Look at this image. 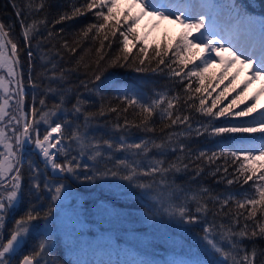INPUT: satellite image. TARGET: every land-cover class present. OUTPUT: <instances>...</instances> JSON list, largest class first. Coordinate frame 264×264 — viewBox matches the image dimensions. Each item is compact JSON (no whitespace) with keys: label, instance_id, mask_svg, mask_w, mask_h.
Returning <instances> with one entry per match:
<instances>
[{"label":"snow or ice","instance_id":"1","mask_svg":"<svg viewBox=\"0 0 264 264\" xmlns=\"http://www.w3.org/2000/svg\"><path fill=\"white\" fill-rule=\"evenodd\" d=\"M46 5L47 0H40L34 6L29 3L26 7L29 13H39L46 8ZM13 7L17 8L16 0H13ZM70 8V13L64 12L55 22L60 23L93 12L97 22L82 29V35L87 38L95 30L94 39L102 35V49L104 41L109 39V33L112 37H116L118 33L122 38L120 43L123 46L124 56L116 57L112 61L113 66H120L121 59L125 65L138 62L139 66L136 71L143 72L146 69L141 66L145 65L146 61L150 64L152 60H155L156 67L150 69L152 72L158 70L163 72L164 69L160 66L164 65L168 68L170 75L180 77L182 81L188 80V83L184 85L187 99L180 104V97L169 98L161 93L157 94V98L149 100L125 90L120 98L126 106L122 109L111 107L108 110L126 113L129 107H138L140 109L139 123L130 125L126 117L123 124L117 122L114 128L122 134L115 144L111 139H104L102 143L96 141L95 137L89 140L88 133L81 132V128L90 119L103 116L105 112L103 107L98 113L87 114L84 117V124H78L71 119H61L59 113H61L64 103V92L61 89L59 91L60 103L53 104L51 108H48L46 100L41 98L39 100L41 108L33 107L30 113L23 111L19 79L16 80L18 90L14 92L11 88L12 80L17 77L18 46L7 39L9 32L5 31V24L0 22V70L7 69L6 76L0 75V229L6 228V218L12 216V213L16 211V206L23 200L24 161L21 149L25 144L30 142L34 149L38 150L37 154L43 157L41 163L45 170L50 168L54 174H64L58 176L55 181H41L39 164L36 162L28 164V171L32 174L29 195L36 201L46 197L47 210H38V207L43 209V204L38 207L30 204L23 215L19 218L13 217V227L7 229L6 238L0 232V264H12L21 243L26 242V237L31 235L32 228L38 226L34 222L41 219L47 221L48 217L52 215L53 204L62 200L63 195L68 194V186L64 180L71 175H78L77 170L81 167H88L80 163L85 156L89 160L102 157L101 148L105 146V151L111 152L115 149L119 152L131 153L135 157L146 155L151 149L160 150V154L163 155L164 150L169 146L168 142L156 143L155 140L141 139L138 143H128L124 135L129 133L132 127L144 132H154L155 129L148 126L154 114H158L162 122L167 121L164 128L183 126V132L177 133V135L191 136L194 133L197 137L205 134L222 137L232 134L243 137L245 134H249L250 137L258 140L256 143L228 145L221 147L219 151H199L195 156V161L198 162L195 173L197 176L205 171V168L201 167V163L206 161V167L209 169L215 165V168L210 172L213 177L218 173H223L218 182H226L228 185L252 182L249 185V190L236 194L241 197L235 201L237 208L243 211L231 213L229 210L228 213H224L228 223L219 225L215 222L210 223L208 227L203 228L202 239L206 247L223 257L222 264H256L258 251L255 240L264 239V110L258 112L255 102L247 104L243 108H240V105L245 104V92L248 86L257 80L264 81V18L248 15L237 4H177L170 0H127L123 9L121 0H82L79 6L76 0H73ZM24 13L25 9L16 11L24 28L23 38L25 42H28L29 33L34 30L35 24L24 25ZM224 15H227L228 26L221 28L219 21ZM144 17L156 21L157 24L160 21L179 23L184 31L174 45L171 42L167 45H156L153 49L154 55L150 57L147 37L141 38L137 32L140 21ZM52 35V32L49 31L48 36ZM138 41L141 42L139 47ZM64 46L70 52L75 53L76 49L69 47L67 41ZM137 47L139 56L136 60L129 61L132 49ZM97 51L99 52L100 49ZM170 52L174 59L169 58ZM31 55L32 53L29 52L30 57ZM166 58H169L171 62H167ZM102 59L101 56L100 60ZM97 64L99 66V61ZM173 64L180 66L179 70L174 68ZM53 68L55 69L56 65H53ZM215 69H219L218 74ZM245 70H247L248 78L242 82L243 88L237 91L240 87L237 83L238 77ZM66 74L61 70L59 79L63 80ZM93 75L96 81H101L100 72H95ZM192 78H196L198 83L194 89ZM51 79L53 81L57 79L55 73ZM226 81L227 83H225ZM222 85V90L213 98V93ZM84 87L87 88V84H84ZM193 92L200 95H193ZM47 93H57V89L49 86ZM231 93L236 94L225 104L224 101L228 100ZM261 94H264V88L251 99L258 101ZM209 98H211L210 106H208ZM13 100L15 103H10ZM82 103L83 101L77 97L76 104L66 115L75 113L78 119L82 112L80 106ZM177 104H180V107H177ZM260 108L264 109V105H260ZM157 109H159L158 113H156ZM188 110H195L212 118H245L258 112V118H253L250 122L241 120L239 123H226L223 126L214 124L212 120L206 124L196 121L199 126L193 128L190 115L183 114ZM41 123L46 126L42 135L40 132ZM171 139L172 136L169 134V141ZM177 151L188 152L189 155L185 157L188 159V163L177 157L175 161L168 163L165 167L164 159H156L147 166L146 171H142V166L137 163L136 159L130 160L126 157L117 159L113 168L102 172L97 168L96 172L102 176H119L129 182L134 181L140 175L155 176L159 174L161 183H163L165 173L187 170L192 163L190 158L192 150L186 148L184 141L180 140L176 147H171V152ZM221 158L225 162L223 167L217 165V160ZM229 158H231V165H235L231 173H229ZM85 178L91 181L96 178V174ZM136 186L140 188L152 187L151 184L143 183H138ZM205 196H207V200H205ZM178 199L176 190L172 189L166 209L169 215L178 216L189 224L198 221L200 217L193 214L185 204L173 203ZM185 199L196 203V213L207 214L209 201L214 205L215 201L219 200L222 212L224 207L234 199V196L229 195L220 200L219 195L212 196L211 189L203 188L199 193H194ZM216 215L219 213L214 214V219ZM241 217L244 223L238 227ZM213 233L216 235L214 236ZM216 236L219 237V240L216 239ZM246 241L252 242L251 250L247 247ZM225 247H227V251H225ZM48 251L49 246L46 241L40 240L29 254L23 255L18 264H41V258ZM259 255L264 256V251L259 252ZM261 264H264V261H261Z\"/></svg>","mask_w":264,"mask_h":264},{"label":"trees","instance_id":"2","mask_svg":"<svg viewBox=\"0 0 264 264\" xmlns=\"http://www.w3.org/2000/svg\"><path fill=\"white\" fill-rule=\"evenodd\" d=\"M39 2L40 0H16L17 8H14L13 0H0V22L5 24V31L9 32L8 39L18 46L16 58L19 59L20 64H18L22 69L24 87L27 89V98L24 106L28 107L32 104L29 101L28 90L35 94H48L45 100L48 108H51L53 104L60 103L61 96L59 91L62 89L64 92V103L62 111L59 113V118L71 119L78 124H84V117L87 114L98 113L103 107L105 109L104 115L90 119L81 128V132H87L89 140L95 137L96 141L102 143L104 139H111L115 144L119 141V137L122 134L114 128L117 122L123 124L125 117L130 125L139 123L140 120L138 115L140 109L138 107H129L126 113H116L108 110L111 107L122 109L126 106L120 98L125 90L149 100L157 98V94L161 93L169 98L172 96L180 97V104L187 99L184 85L188 83V80L184 79L182 81L180 77L170 75L168 68L164 65L160 66L164 69L163 72L159 70L152 72L150 69L156 67L155 60H152L150 64L146 61L145 65L141 66L146 69L143 72L136 71L139 66L138 62L125 65L121 59L120 66H113L112 61L116 57L124 56L123 46L120 43L122 38L119 37V34L117 33L116 37H112L109 33V39L104 41L102 49V35L94 39L95 30L87 38L82 35V29L91 23L97 22L93 12L56 23L55 21L59 19L61 14L71 12L70 4L73 0H47L44 10L39 13H29L26 6L29 3L34 6ZM81 2L82 0H76L78 6ZM210 2L217 5L237 4L248 15L264 18V0H210ZM126 3L127 0L121 1L122 9L126 6ZM17 9H25L24 25L35 24L34 30L29 33L28 42H25L23 38L24 28L21 24V18L16 15ZM49 31L53 34L51 37L48 36ZM183 31L184 29L179 25L173 34L162 33L159 37L147 38L149 56L154 55L153 49L156 45H167L169 42L174 45ZM137 32L141 38L145 36L143 27L140 25L137 28ZM45 37L47 38L45 39ZM65 41H67L69 47L76 49L75 53L70 52L64 46ZM140 43L139 41L137 42L138 47ZM138 47L132 49L129 61L136 60L139 56ZM98 49H100L99 52L97 51ZM29 52L32 53L31 57ZM101 56L103 57L102 60H100ZM169 58L174 59L171 52L169 53ZM169 58H166L167 62H171ZM98 61L99 66L97 64ZM53 65H56L55 69ZM173 67L179 70L180 66L173 64ZM61 70L67 73L63 80L59 79ZM215 71L217 74L219 73V69H215ZM95 72H100L101 81L94 79L93 74ZM53 73L57 77L55 81L51 79ZM242 82L243 79L240 73L237 80L240 87L237 91L243 88ZM84 84H87V88L84 87ZM192 85L193 89L198 86L196 78H192ZM49 86L57 89V93H47ZM222 88L223 85L213 93V98ZM235 94L231 93L228 100H225L224 103H228ZM255 94L248 86L245 92V104L240 105V108L255 102L257 103L258 112L264 110L260 108V105H263V102H260V97L258 101L251 99ZM193 95L199 96L200 94L193 92ZM77 97L83 101L80 105L82 112L79 114L78 119L75 113L66 115V113L70 112L72 106L76 104ZM198 103L197 99V106ZM180 104H177V107H180ZM210 104L211 98H209L208 106ZM33 107L39 109L42 106L33 104ZM158 112L159 109L156 110V113ZM258 112L245 118H212L204 116L195 110H188L183 114L190 115L193 128H196L199 126L196 121L206 124L209 120H212L214 124L219 126H223L226 123H239L241 120L250 122L253 118H258ZM166 123L167 121L162 122L160 120L158 114H154L148 125L150 128L155 129L154 132H144L132 127L129 133L124 134L128 143H138L141 139L155 140L156 143L168 142L169 146L164 150L163 155L160 154V150L151 149L148 154L135 157L131 153L119 152L115 149L111 152L105 151V146L101 148L102 157L89 160L85 156L80 163L88 167H81L77 170L78 175H71L64 180V183L68 186L69 204H73L70 207L73 208V216L81 223L76 235L95 236L105 233L110 235L114 245V254L112 256L102 257L100 260L92 255H89L90 258H82L73 249L75 245L72 231L68 236H65L57 228L58 220L55 222V219L53 221L41 219L34 222L38 226L33 227L31 235L26 237L24 250L29 254L40 240L46 241L49 251L41 258V264L45 262V259H50V264H130V257L133 256L137 258L136 262H139L138 258L141 252L145 253L148 258L157 257L164 260L163 255L170 251L193 253L197 256L198 261L206 264H222L223 257L206 247L202 239L203 228L208 227L213 222L217 225L221 223L227 224L228 219L224 213H228L229 210H231V213L243 211L237 208L235 201L241 199V197L236 194L249 190V185L252 182L249 181V184L233 183L232 185H228L226 182H218L223 173H218L213 177L210 172L215 168V165L209 169L206 167V161L201 163V167H204L205 171L197 176L195 173L196 163L198 162L195 161V156L198 155L199 151H219L221 147L228 145L256 143L258 140L250 137L249 134H245L243 137L232 134H226L222 137L209 136L207 134L197 137L194 133L191 136L186 134L177 135V133L183 132V126L164 128ZM45 127L41 123V135ZM169 134L172 136L171 141H169ZM180 140L184 141L187 149L192 150L190 157L192 163L187 170L165 173L163 183H161L159 174L155 176L140 175L134 181L129 182L119 176H102L96 172L97 168L101 172L113 168L117 159L126 157L130 160L136 159L137 163L141 164L142 171H146L147 166L156 159H164L166 161L165 167H167L168 163L175 161L177 157L188 163V159H185L189 155L187 151L184 153L179 151L171 152V147H176L177 142ZM24 157L23 170L31 162H36L39 166L43 165L38 156L31 151H26ZM217 165L225 166L224 159L217 160ZM234 167L235 165H231V158H229V173L233 171ZM40 172L41 181H55L58 177L52 175L49 169L45 170V168H42ZM29 173V171H23L24 191L29 189L26 186V177L29 176ZM94 173L96 174L95 179L86 180V176ZM138 183L151 184L152 187L140 188L136 186ZM203 188L211 189L212 196L219 195L220 200L227 198L229 195H233L234 199L230 201L229 205L224 207L222 212L220 211L219 200H217L214 205L213 202H208L209 212L207 214L196 213V203L190 199L186 200L185 197H191L194 193H199ZM172 189H175L176 195L179 196V199L174 200L173 203L185 204L193 214L200 217L198 221L189 224L182 221L178 216L169 215L166 209L169 205V194ZM42 199L47 198L42 197ZM205 200H207V196H205ZM21 204L22 202L16 207L11 219L14 216L19 218L23 215L24 212L20 209ZM59 213L60 210L55 218L58 217ZM215 213H219V215H216L214 219ZM11 219L8 222V228H10ZM205 220H207V223H205ZM243 223L244 220L241 217L238 227L242 226ZM249 223L251 222L249 221ZM44 224L51 225L44 228L42 227ZM101 227L105 228L103 232H101ZM213 235L215 236L216 234L213 233ZM198 237L200 240H198ZM216 239L219 240V237L216 236ZM245 243L251 250L252 242L246 241ZM255 245L258 251L256 264H261V261H264V256H260L259 252L264 251V239H256ZM131 247H133L132 250ZM227 250V247H225V251ZM166 264L170 263L166 262Z\"/></svg>","mask_w":264,"mask_h":264},{"label":"rangeland","instance_id":"3","mask_svg":"<svg viewBox=\"0 0 264 264\" xmlns=\"http://www.w3.org/2000/svg\"><path fill=\"white\" fill-rule=\"evenodd\" d=\"M122 1V0H121ZM172 3H184V4H211L210 0H170ZM221 28H226L228 26V19L227 15H224L222 19L219 21ZM140 26L143 27L144 34L147 38L151 37H159L162 33L171 34L175 32L178 27L179 23H169L168 21H160L158 24L156 21L151 20L148 17H144L140 21ZM156 25V26H154ZM234 50H236L234 48ZM214 55V54H213ZM241 77L243 81L248 78L247 70L241 72ZM249 87L251 88L252 92L258 93L264 88V81L257 80L252 82ZM260 102H263L264 105V94L260 95ZM51 171V169L49 168ZM70 196L69 194L63 195L62 200L58 201L60 206V213L56 220H58V229L61 230L65 236H68L70 232H77V229L81 227L80 221H78L73 215L74 211L73 204H69ZM74 203V201H72ZM77 245L73 247L74 251H76L82 258H90L89 255H92L96 259L106 258L112 256L114 254V245L112 244L113 239L110 236L105 234L103 235H95L89 236L86 234H82L77 236ZM133 247H131V250ZM140 251V250H139ZM123 256V254H122ZM164 260L157 257L148 258L147 255L143 252L139 255V262L137 263L135 256L130 257V264H166V262L170 264H206L205 262L198 261L197 256L193 253H185V252H174L170 251L167 254H164ZM124 257V256H123Z\"/></svg>","mask_w":264,"mask_h":264},{"label":"bare ground","instance_id":"4","mask_svg":"<svg viewBox=\"0 0 264 264\" xmlns=\"http://www.w3.org/2000/svg\"><path fill=\"white\" fill-rule=\"evenodd\" d=\"M174 33V32H173ZM173 33H171V34H173ZM8 39V38H7ZM8 47L10 48V44L8 45ZM17 59V58H16ZM18 63L20 64V62H19V59H18ZM19 64H17L16 65V73H17V77L16 78H14V82L16 83V80L17 79H19V81H20V85H21V89H22V96H21V101H22V103H21V108L23 109V111H25V112H31V109L33 108V104L35 105V104H38L39 106H41L40 104H39V100L41 99V98H44V99H46L47 98V95L48 94H45V93H42V94H35V93H32L31 91L29 92V90H28V94H29V101L32 103V104H30L28 107H26V106H24V104H25V102H26V98H27V89L24 87V81H23V76H22V69H21V66L19 65ZM18 89H17V86L15 85V90H14V92L15 91H17ZM15 103V100H13L12 101V104H14ZM21 114H23V113H21ZM25 158V157H24ZM23 161H24V159H23ZM42 168H44V166L43 165H40V171L42 170ZM23 171H28V167L25 169V170H23ZM31 177H32V174L31 173H29V176H27L26 177V186H27V188H29V185H30V183L32 182V179H31ZM58 201H56L54 204H53V208H52V215L50 216V217H48V219H47V221H53L54 219H55V222H56V214H57V212L60 210V206H59V203H57ZM30 204H32V205H34V206H39V205H41V204H43V209H39V207H38V210H41V211H43V210H47V199H42L41 198V200H39V201H36V200H33L32 199V197L29 195V189H25V191H24V196H23V200H22V204H21V207H20V209H21V211L22 212H24L28 207H29V205ZM19 205V204H18ZM17 205V206H18ZM16 206V207H17ZM15 218H18V216H14ZM51 224H44V225H42V227H48V226H50ZM9 226H10V228L11 227H13V218L11 219V221H10V223H9ZM57 227H58V225H57ZM7 229H8V224H6V228L4 229V233H6V231H7ZM105 230V228H103V227H101V232H103ZM105 235H107V236H110V235H108V234H106L105 233ZM77 236H80V235H76V233H74V232H72V237H73V240H74V245L76 246L77 245ZM112 238V237H111ZM198 240H200V238L198 237ZM26 245V243L25 242H22L21 243V247H20V249H18V251H17V253L15 254V257H14V259H13V261H12V264H18V261L20 260V259H22V257L23 256H21L22 254H28L27 253V251L26 250H24V246ZM20 253H21V255H20ZM21 256V257H20ZM100 260V259H99ZM43 264H50V259H48V260H46L45 259V262L43 263Z\"/></svg>","mask_w":264,"mask_h":264},{"label":"flooded vegetation","instance_id":"5","mask_svg":"<svg viewBox=\"0 0 264 264\" xmlns=\"http://www.w3.org/2000/svg\"><path fill=\"white\" fill-rule=\"evenodd\" d=\"M6 73H7V69L0 70V75H5L6 76ZM15 85H16V83L14 82V79H13L12 80V84H11V88H12L13 91L15 90ZM10 103H12V101ZM10 219H11V216L8 217V218H6V221H7L6 224H8V222H9ZM8 229H10V228H8ZM0 232H2L4 234V237L6 238L7 231H6V233H4V229H0ZM5 242H6V239H5Z\"/></svg>","mask_w":264,"mask_h":264}]
</instances>
